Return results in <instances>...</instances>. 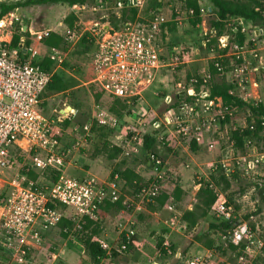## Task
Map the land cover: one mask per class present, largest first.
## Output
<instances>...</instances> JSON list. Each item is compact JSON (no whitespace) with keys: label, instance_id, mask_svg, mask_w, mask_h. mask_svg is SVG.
<instances>
[{"label":"built area","instance_id":"2783aa9c","mask_svg":"<svg viewBox=\"0 0 264 264\" xmlns=\"http://www.w3.org/2000/svg\"><path fill=\"white\" fill-rule=\"evenodd\" d=\"M102 4V1L97 2V5ZM125 6L137 7L138 19L142 20L128 21L120 29L113 28L110 23L99 22L90 27L79 25L73 30L67 27L61 34L64 42L58 47H47L46 57L56 64L53 70L34 64L30 57L26 59L21 54L24 38L17 47L11 46L10 39L0 43V175L11 173L8 180H3L5 184L0 193L2 264H30L33 254L42 249L45 234L60 229L64 221L71 223V226H65L67 232H80L87 219L98 220L102 207L108 202H117L121 196L124 181L120 173L106 180L69 173L73 148L61 147L53 134L57 121L46 116L42 105L43 94L54 73L64 66L70 49L81 43L84 36L93 42L90 51L93 77L90 82L103 91L94 104L92 116L103 124L116 126L126 123L118 141L113 142L125 148L132 147L136 153L143 152L146 136H153L160 144L175 149L196 144L211 152L218 150L216 135H222V120L226 118L227 111L223 98L212 93L216 75L235 86L229 90L231 95L250 101L246 91L249 75L264 66L258 47V42L264 41V25H249L243 17L233 18L236 25L232 30L244 36L243 43L237 41L233 44L236 65L228 68L224 56L211 49L209 60L217 73L212 72L208 62L190 76L181 78L177 74L190 63V55L165 49L163 32L166 30L163 25L166 21L163 16L159 12L149 18L141 14L145 0H116L117 13ZM71 8L85 10L86 5H73ZM190 12L193 13L192 10ZM4 19H0V29ZM51 31L44 29L38 34L42 39ZM220 41L224 49L229 44L225 35ZM147 94L162 98L163 104L153 108ZM114 100L129 104L123 117H136L135 122L122 121L108 108V102ZM70 107L67 111L69 106L65 105L59 112V122L74 116L75 109ZM237 127L241 130L249 127L255 131V120ZM84 130L90 134L91 124L86 123ZM148 158L146 183L137 194L138 209L167 192L166 160L155 152L149 153ZM25 166L37 172L54 171L56 180L40 183L39 175L37 179H31L23 173ZM263 166L264 149L254 136H246L242 147H237L233 139L220 161L211 163L210 170L222 169L229 178L236 174L253 177L260 174ZM197 180L199 188L207 183L211 187L215 185L206 172L199 173ZM262 205L259 214L245 217L220 191L210 214L218 221L232 224L228 230V241L236 249L223 260V264H264V201ZM177 225L178 230L186 228L183 221ZM134 234L131 228L124 231L123 248L131 242ZM97 241L106 252L100 260L103 264L112 257L113 248L105 239ZM164 246L169 247L167 243ZM176 256L182 258V253L178 252ZM215 260L213 251L207 250L202 255L189 257L185 264H214Z\"/></svg>","mask_w":264,"mask_h":264},{"label":"rangeland","instance_id":"374dc122","mask_svg":"<svg viewBox=\"0 0 264 264\" xmlns=\"http://www.w3.org/2000/svg\"><path fill=\"white\" fill-rule=\"evenodd\" d=\"M12 8L4 17L5 23L0 29V43L11 40L14 34L25 32V25L29 29L31 39L30 58L42 59L47 54V47L42 43L39 32L44 29L64 34L67 30L66 17L70 13L78 16L77 25L90 27L94 23H110L113 25L111 16L115 14L114 2H104L97 5V2H88L85 10L76 8L73 10L67 4L62 3H31L33 0H0ZM187 0H145V6L141 14L146 17L154 13H160L166 21L164 24V46L167 51L189 53L190 63L185 64L177 74L181 78L190 76L193 72L206 65L209 60V52L215 49L217 53L224 56V63L228 68H233L237 61L233 44L241 42L238 35H233L232 28L236 25L233 19L226 21L223 35L229 43L224 49L219 36V29L212 27V20L215 18L211 12L210 0H198L202 8V21L194 23L193 13L186 4ZM94 7H97L95 10ZM157 9V10H156ZM158 11V12H157ZM77 12V13H76ZM26 39L25 37H22ZM243 43V42H241ZM261 48V55L264 59V42L258 45ZM79 43L70 49L65 65L58 69L61 76L70 81V87L62 92H54L49 89L43 94L42 105L46 116L53 117L57 121V130L61 147L73 148L69 161V173L77 177L93 176L100 180H106L114 172L119 171L124 181L121 189V196L115 203L108 202L100 211L98 223V238L105 239L112 246L114 255L103 264H185V258L202 255L207 250L213 251L216 260L214 264H221L224 259L236 251L228 241V231L219 229L205 233V223L216 222L210 214L203 215V205L198 198L200 188L197 186V175L206 172L211 175V163L219 162L223 151L229 150L230 143L234 139L232 130L234 125H244L250 117L245 108L233 109L230 117L222 128V135L217 134L218 150L211 152L207 148H195L193 153L182 149H175L166 146L164 156L167 162L166 191L153 202L143 204L138 209L137 194L140 188L146 183L149 161L144 150L136 153L132 147L125 148L115 144L121 129L126 123L121 122L116 126L100 123L93 117L94 104L99 101L94 98L96 88L90 82L92 79L90 53ZM89 51V50H88ZM264 65V64H263ZM176 75V77H178ZM246 91L249 93V103L253 106H264V66L254 70L249 75ZM214 83H220L226 79L216 75ZM227 82V81H226ZM234 88L235 86L231 84ZM231 87V88H232ZM150 99L155 98L151 104H163V99L147 94ZM72 106L75 114L63 122L58 121L59 112L62 108ZM113 102H108L111 110ZM67 111H70L67 108ZM129 119V118H128ZM131 119V122H135ZM69 121L66 124V121ZM86 123L91 124V133L87 135L84 130ZM263 124V122H262ZM120 125V127H118ZM264 125V124H263ZM257 130V122L255 121ZM255 130V131H256ZM258 135L260 147L264 149V129ZM105 142V144H104ZM108 143V144H107ZM136 145V144H135ZM113 147H120L121 151H113ZM172 150L175 153L172 155ZM128 152V153H127ZM132 170L141 178L129 179L124 171ZM260 174L253 177H231L232 183L223 192L227 200L242 211L245 217L250 214H259L264 201V190L260 185V177L264 175V166L259 170ZM40 183L52 181L53 173L50 170H39ZM145 175V174H144ZM11 173L0 175V193L5 182ZM183 190L179 199L175 197L177 186ZM178 186V187H179ZM167 195L168 199L162 204L161 197ZM189 212L195 214L196 223L191 230H178V222L189 220L185 215ZM175 222V223H174ZM133 229L135 234L131 239L129 249L126 253L118 248L124 231ZM66 233V234H65ZM160 240H163L159 247ZM167 243L173 246L174 250L164 255L161 248ZM160 252L162 255L160 256ZM181 252L182 258H177L176 253ZM30 264H100L95 263L87 253L85 246L78 232L70 234L62 225L60 229L54 230L49 239L43 243L42 249L33 254Z\"/></svg>","mask_w":264,"mask_h":264},{"label":"trees","instance_id":"16d2710c","mask_svg":"<svg viewBox=\"0 0 264 264\" xmlns=\"http://www.w3.org/2000/svg\"><path fill=\"white\" fill-rule=\"evenodd\" d=\"M90 1L91 2L102 1L103 3L113 1L114 4L116 2V0H33L31 1V3L52 2V3L67 4L69 7H72L73 5H84ZM210 1L212 3V5L210 6L211 12H213L215 16V18L212 20V27H216L219 29V33H218L219 36L224 34L223 29L226 24V21L230 20L231 18L233 19L235 17H243L244 20L249 25H255V24L264 25V17H263L264 0H210ZM186 4H187L188 10L193 11L194 18H192V21L194 23H199L200 21H202V18H203L202 8H201L199 1L198 0H187ZM12 8L14 7H12L11 5H6L5 3L0 1V19L2 18L3 15L9 12ZM114 8H115V5H114ZM114 12L115 14L111 16L113 25L111 24L110 25L115 29H120L128 21L142 20L141 18L138 19L139 9L137 7L125 6L121 8L118 13L115 8ZM78 19L79 18L75 13H70L66 17V23L68 25V28L71 30L78 28L79 25L76 24ZM163 35H164V32H163ZM233 35H238V34H236V32L233 31ZM25 36H26V39L24 42V47L21 49V54L27 59L30 56L29 48L31 47V42H32L31 39L29 38L30 36L29 29H27L25 32L22 31L18 34H14L12 41H11V46L17 47L19 45L21 38ZM238 39L241 40V42H243L244 41L243 34L242 35L239 34ZM41 41L46 47H58L64 42V37L56 31H51L50 34L46 37H43ZM81 44L85 46L84 49L87 52H90L93 49V42L90 39H88L87 36L83 37ZM31 61L34 64H40L43 68L48 69V70H53L56 66L55 62H53L46 56H44L42 59H31ZM210 68L214 74L217 73V69L214 67V65L213 66L210 65ZM70 86H71L70 81L65 80L61 76L60 71H56L47 89L54 91V92H62L68 89ZM231 87H232L231 84L227 83L225 80H222L220 83L213 84L212 93L213 95L221 96L224 100L227 114H226V118L222 120L223 126L225 122L228 121L230 117V111L233 109L245 108L250 113V117L248 118L247 121L249 123H251L252 120H255L257 122L256 131L250 130L249 127L245 128L244 130H241L240 128L237 127L238 125L233 126L232 137L236 141L237 147H242L244 137L254 136L256 139H258V135L263 131L262 129H264V125L262 124V122H264V106L261 104L260 106L256 107V106L251 105L250 103L245 102L244 100H242L241 98L237 96L231 95L229 93V90L231 89ZM102 95H103V91L100 88L94 91V98L96 100H99ZM128 108H129V104L121 100H114L112 107H111V111L114 112L119 117L123 118ZM129 113L131 112L129 111ZM68 123L69 121L67 120L66 124ZM53 134L56 137H59V131L57 130V128L54 130ZM113 148H114L113 151H118V152L121 151L120 147H113ZM193 148L194 149L196 148V144H193ZM160 149H161L160 143H158V141L153 136H146V142L143 147V150L147 158H148V154L152 152H155L161 155L158 151ZM124 172H125L124 175H126L131 180L134 178H138V179L141 178L139 175L133 173L132 170H126ZM23 173L28 174V176L34 180L37 179L38 177L37 171L33 170L29 166H25L23 168ZM52 173H53L52 180H56L55 172L53 171ZM115 173H120V172L116 171L112 174V176ZM210 176L215 185L211 187L210 184L207 183L206 185L202 186L198 192V198L201 204L203 205V215L208 214L212 204L217 199L220 191L225 190V188H229V186L232 183V179L227 177L222 171V169L212 172ZM238 176L240 175L239 174L234 175V177H238ZM260 180L261 182L257 183V185H260L262 189L264 190V175L260 177ZM178 186L175 191V197L177 199L180 198L182 190H183L180 186L179 187ZM167 199H168V196L163 195L161 197V203L163 204ZM194 216L195 214L192 212H189L185 215V217L189 220V223H187L186 220L183 221L186 224L185 229L191 230L194 227L196 223ZM61 225L63 227L68 226V225L71 226V223H69L68 221H64L61 223ZM98 227L99 226L96 221L87 219L81 231L78 232L85 246L87 253L90 255L91 259L95 263H99L101 260V257H103L106 254V252L100 247L97 241V239H99L98 238V234H99ZM231 227H232V224L227 221L216 220V222H213V223L212 222L205 223L203 230L205 233H208L209 231H212V230H219V229L228 231L229 229H231ZM122 243H123V238L121 239V242L119 243L118 248L121 250V252L126 253L127 250L129 249L131 242L127 243L124 248L122 247ZM162 243H163V240H160L159 247L162 246ZM231 246L234 247L233 245ZM161 250L164 255H167L171 251H173L174 248L173 246H169L168 249H165L164 247H162ZM114 253L115 251H113L112 256L114 255Z\"/></svg>","mask_w":264,"mask_h":264},{"label":"crops","instance_id":"0c3cea01","mask_svg":"<svg viewBox=\"0 0 264 264\" xmlns=\"http://www.w3.org/2000/svg\"><path fill=\"white\" fill-rule=\"evenodd\" d=\"M27 29H28V27H27ZM29 29H31V27H29ZM260 42L262 43V42H264V41H259L258 42V45L260 44ZM259 47V46H258ZM261 49V48H260ZM180 79V78H179ZM152 101H155V98H153V99H149V104L153 107V108H157L158 106H159V104H155V106L154 105H152L151 104V102ZM247 103H249V102H247ZM66 105V104H65ZM63 109V108H62ZM62 109H61V111H62ZM60 111V112H61ZM119 117V116H118ZM121 118V117H120ZM122 119V121H131V119L132 120H134V118H126V117H123V118H121ZM159 143V142H158ZM196 147L197 148H203V147H199V146H197L196 145ZM160 150H158L159 151V153L164 157V159L165 160H167L166 158H165V156H164V150H165V148H166V146L165 145H162V144H160ZM179 149H182V150H184V151H186V152H189V153H193L194 152V148H193V145L191 146V147H186V148H179ZM217 151V150H216ZM215 152V151H214ZM173 153H175V150H172V155H173ZM148 159V161H149V158H147ZM167 162H169L168 160H167ZM147 171L145 170V172L143 173V174H141V176H146L147 175ZM145 174V175H144ZM53 231L54 230H52V231H50V232H48L47 234H45V238H44V241H43V243H45L48 239H49V236L53 233ZM181 253V252H180ZM195 256V255H194ZM190 257H192V256H190ZM189 258V257H188ZM187 257L185 258V259H188Z\"/></svg>","mask_w":264,"mask_h":264},{"label":"water","instance_id":"95a60500","mask_svg":"<svg viewBox=\"0 0 264 264\" xmlns=\"http://www.w3.org/2000/svg\"><path fill=\"white\" fill-rule=\"evenodd\" d=\"M27 27H28V26H27V25H25V29H24V31H26V30H27ZM70 108H71V107L69 106V109H70Z\"/></svg>","mask_w":264,"mask_h":264}]
</instances>
